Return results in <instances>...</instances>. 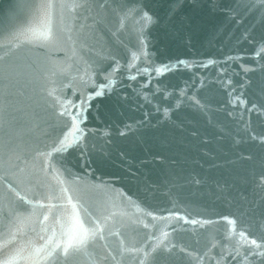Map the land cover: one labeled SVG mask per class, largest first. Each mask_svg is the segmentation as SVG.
<instances>
[{
  "label": "water",
  "instance_id": "water-1",
  "mask_svg": "<svg viewBox=\"0 0 264 264\" xmlns=\"http://www.w3.org/2000/svg\"><path fill=\"white\" fill-rule=\"evenodd\" d=\"M6 257L264 264V0H0Z\"/></svg>",
  "mask_w": 264,
  "mask_h": 264
},
{
  "label": "snow or ice",
  "instance_id": "snow-or-ice-1",
  "mask_svg": "<svg viewBox=\"0 0 264 264\" xmlns=\"http://www.w3.org/2000/svg\"><path fill=\"white\" fill-rule=\"evenodd\" d=\"M45 39H49L50 38V32L45 31L43 34ZM100 94V93H97ZM253 243H255V241H253ZM14 259V257H6L3 260H0V264H12V260Z\"/></svg>",
  "mask_w": 264,
  "mask_h": 264
}]
</instances>
